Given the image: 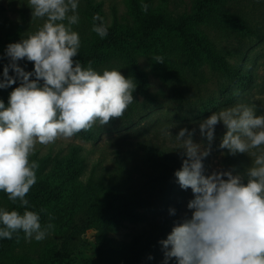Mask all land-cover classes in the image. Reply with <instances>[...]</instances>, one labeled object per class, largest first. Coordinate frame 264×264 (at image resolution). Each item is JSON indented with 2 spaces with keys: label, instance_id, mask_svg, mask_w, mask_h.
I'll return each mask as SVG.
<instances>
[{
  "label": "clouds",
  "instance_id": "9594fccd",
  "mask_svg": "<svg viewBox=\"0 0 264 264\" xmlns=\"http://www.w3.org/2000/svg\"><path fill=\"white\" fill-rule=\"evenodd\" d=\"M28 5L32 19L44 23L27 38L9 43L0 56L8 59L0 89L19 82L7 105L0 99V191L25 209L26 194L37 182L39 164L30 159L36 145L47 146L91 130L97 122L104 126L119 119L133 103L137 86L120 70L101 73L92 61L85 67L75 59L81 47L73 28L80 20L79 0H28ZM148 7L141 5L145 12ZM92 21V31L104 38V18L96 13ZM21 60L33 63V70L25 71ZM156 61L163 63V58ZM221 123L226 131L218 148L251 158L243 173L234 167L206 170L204 161ZM170 129L165 126L162 135L172 137ZM198 130L199 141L196 128L183 127L174 135L182 159L174 176L181 189H191L193 198L187 203L190 215L186 212L174 221L167 238L159 241L162 264H264V114L257 115L255 105L237 102L199 122ZM50 221L42 224L36 211L21 214L0 208V238L15 234L18 241L22 231L26 240L42 241L55 227Z\"/></svg>",
  "mask_w": 264,
  "mask_h": 264
},
{
  "label": "trees",
  "instance_id": "16d2710c",
  "mask_svg": "<svg viewBox=\"0 0 264 264\" xmlns=\"http://www.w3.org/2000/svg\"><path fill=\"white\" fill-rule=\"evenodd\" d=\"M233 1L239 0H196L191 13L173 17L167 15L162 6L156 7L154 0H129L133 23L120 20L115 13L112 23L108 25L98 12L96 0H80V20L73 28L79 33L81 47L75 59L85 67L92 61V67L101 73L113 68L122 73L123 68V75L134 79L137 85L133 92L134 101L119 121L131 120L135 114L142 112L139 102L141 95L147 94L148 98L157 99L145 87L146 77L139 65V57L144 54L152 53L155 60L156 57L163 58V63H160L162 77L172 90L179 107L183 105L184 86L189 78L186 71L197 76L199 67L204 62L229 80L239 79L252 85L255 83L254 74L245 73L242 66L230 63L215 42L200 29L201 26H207L227 32L230 28L240 26L257 33L250 27L244 13L228 9L227 4ZM142 4L149 6L147 12L142 10ZM96 13L104 18L108 26V33L104 38L92 31V17ZM87 22L89 26L86 30L84 26ZM27 36L23 26L10 35L7 45ZM7 45L0 50V56H3ZM7 63V57L0 60V73ZM19 65L25 71L33 70V63L27 60L19 61ZM12 74L10 71V75ZM18 84L19 82L10 88L0 89V99L6 105L9 93ZM85 133H90V136L99 134L94 130H87ZM124 141L123 144H129L132 148L118 147L114 150L118 157L139 158L157 172V179L177 183L174 173L180 169L182 159L171 154L168 149L151 146L140 140ZM79 150L73 149L67 157L56 155L57 159L53 156L30 157L39 164V168L36 173L37 182L25 197L29 201L26 209L20 205L19 200L13 203L8 200L6 193L0 191V208L16 210L21 214L25 210L36 211L41 216L42 224H47L51 217L50 222L55 226L42 241L26 240L22 231L19 232L18 241L15 234L12 239L0 238V264H61L76 252L80 247L82 234L89 229L98 231L101 247L99 256L104 264H155L160 253L159 241L166 239L171 232L168 228L160 227L159 231L149 237H136L130 243L106 240L103 236L113 226H119L126 218L132 217L136 208L148 205L144 190L126 188L119 181L108 182L96 174L86 182L80 180L76 175L84 171L85 164L80 158ZM67 164L70 166L68 169L64 168ZM72 175L75 177L72 178ZM104 248L115 251L114 256H107ZM149 256L153 258L149 259Z\"/></svg>",
  "mask_w": 264,
  "mask_h": 264
},
{
  "label": "rangeland",
  "instance_id": "374dc122",
  "mask_svg": "<svg viewBox=\"0 0 264 264\" xmlns=\"http://www.w3.org/2000/svg\"><path fill=\"white\" fill-rule=\"evenodd\" d=\"M129 0H96L98 12L102 14L108 25L113 21L115 13L120 20L133 23L130 15ZM196 0H154V5L162 6L166 14L177 17L191 13ZM79 4H81L79 0ZM233 12L241 11L246 15L252 32L236 26L227 32L201 26L200 29L215 42L216 47L233 65H240L245 73L254 74L255 83L248 85L239 79L229 80L221 72L215 71L204 62L195 76L186 71L188 82L184 86L183 105L179 107L174 94L162 77L160 63L152 53L139 57V65L146 77V89L157 99L148 98L147 94L139 97L142 105L140 113L131 120H112L110 124L101 126L97 122L91 130L99 134L81 131L71 138H57L53 144L36 145L34 155L39 158L62 154L70 156L73 149H80V158L84 160L85 169L76 176L86 182L93 174L104 177L108 182L119 181L126 188L143 189L148 205L135 209L132 217L126 218L121 225L113 226L103 235L106 240L130 243L136 237L147 238L160 227L170 231L174 221L188 212L187 203L193 198L191 189L183 190L178 183H169L157 179V172L139 158L128 159L118 157L115 149L120 146L132 148L123 144L124 140H140L148 145L168 149L180 158L175 136L180 128L197 129L195 139L200 140L198 125L213 112H218L237 102L255 105L256 114H264V0H239L227 4ZM44 21L32 19L28 0H0V50L4 49L11 34L25 27L28 35L42 26ZM89 22L85 25L87 30ZM159 68V70H158ZM125 70L122 68V74ZM169 126L172 137L162 135V129ZM226 129L218 124L215 129V140L211 155L205 159L207 171L213 169L235 168L243 173L251 165L247 154L231 156L227 150L218 148ZM33 156V155H32ZM79 160V158H76ZM181 159V158H180ZM67 164L64 168L68 169ZM75 175H72L74 178ZM174 210V212H173ZM159 227V229H158ZM102 237V236H101ZM98 231H84L80 239V247L61 264H104L100 256ZM25 247H27L25 245ZM26 249V248H23ZM112 258L113 250L103 249ZM159 257L155 264H162L163 252L159 247ZM10 264H18L11 262Z\"/></svg>",
  "mask_w": 264,
  "mask_h": 264
}]
</instances>
